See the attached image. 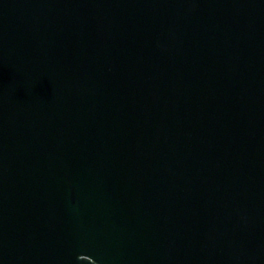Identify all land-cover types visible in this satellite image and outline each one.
I'll return each instance as SVG.
<instances>
[{
  "label": "water",
  "instance_id": "95a60500",
  "mask_svg": "<svg viewBox=\"0 0 264 264\" xmlns=\"http://www.w3.org/2000/svg\"><path fill=\"white\" fill-rule=\"evenodd\" d=\"M0 264H264V0H0Z\"/></svg>",
  "mask_w": 264,
  "mask_h": 264
}]
</instances>
